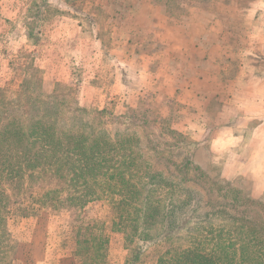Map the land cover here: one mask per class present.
<instances>
[{
	"label": "rangeland",
	"instance_id": "rangeland-1",
	"mask_svg": "<svg viewBox=\"0 0 264 264\" xmlns=\"http://www.w3.org/2000/svg\"><path fill=\"white\" fill-rule=\"evenodd\" d=\"M26 77L126 140L181 229L152 238L166 222L130 218L103 184L5 171L0 264H171L221 244L226 261L264 264L236 228L264 222V0H0V103L27 95Z\"/></svg>",
	"mask_w": 264,
	"mask_h": 264
},
{
	"label": "trees",
	"instance_id": "trees-1",
	"mask_svg": "<svg viewBox=\"0 0 264 264\" xmlns=\"http://www.w3.org/2000/svg\"><path fill=\"white\" fill-rule=\"evenodd\" d=\"M24 82L29 85L27 95L20 93L8 102L0 103L1 173L14 172V177H20L19 173L26 170L32 182L80 184L83 191L88 194L93 193L92 189L95 186L103 184L107 186L110 194H117L119 204L124 207L130 218L135 216L148 222L157 216L166 222L161 233L152 238L156 239L159 235L171 236L173 232L180 231L181 228L169 230L168 218L170 219L176 210L172 206V200L166 197L169 202H165L164 210H161L159 190L152 184L153 177L140 174L141 168H138L132 149L125 147L128 143L126 140L113 141L105 135H96L97 132L89 122L83 119L82 114L85 110L78 105L71 109L65 107L61 95H67L68 92L61 93L56 88L50 95H45L40 89L35 88L37 84L32 78L26 77ZM2 95L0 92V98ZM96 113L100 115L101 111ZM78 124L84 128H78ZM87 129H91V132ZM103 175L106 178L99 179V176ZM0 197H2L0 222L3 224L4 232L6 228L2 209L6 207L9 198L5 192H2ZM43 197H46L45 193ZM253 202L255 203V200L251 203ZM246 210L239 212L244 213ZM248 215L242 214L236 219L238 223L236 228L242 232L240 241L245 243L243 245L251 248L250 250L253 247L252 251L258 256L259 252H264V222L254 215H249L250 218L247 219ZM189 217V214L186 215L184 224ZM130 222L132 228L139 223L134 219ZM146 229L149 232L157 228ZM202 250L203 247L175 253L171 264L234 263V258L226 261L227 247L223 244L211 254H202L200 253ZM255 264H262L261 259L257 258Z\"/></svg>",
	"mask_w": 264,
	"mask_h": 264
}]
</instances>
